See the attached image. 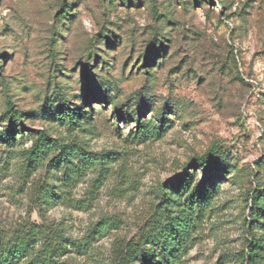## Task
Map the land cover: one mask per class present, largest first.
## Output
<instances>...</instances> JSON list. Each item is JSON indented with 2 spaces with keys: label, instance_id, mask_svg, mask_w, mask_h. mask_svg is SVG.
I'll return each instance as SVG.
<instances>
[{
  "label": "rangeland",
  "instance_id": "rangeland-1",
  "mask_svg": "<svg viewBox=\"0 0 264 264\" xmlns=\"http://www.w3.org/2000/svg\"><path fill=\"white\" fill-rule=\"evenodd\" d=\"M225 1L0 0V129L10 106L24 116L18 146L0 141V232L40 222L39 185L58 184L47 164L26 168L34 130L114 158L62 187L67 202L45 207L78 241L108 225L91 253H68L65 264H115V249L154 219L160 186L185 168L200 182L204 169L190 163L217 145L225 176L181 264H240L248 193L264 191V0ZM59 94L89 113L75 136L42 116ZM115 103L155 122L165 113L172 126L133 140L135 118H120Z\"/></svg>",
  "mask_w": 264,
  "mask_h": 264
},
{
  "label": "trees",
  "instance_id": "trees-1",
  "mask_svg": "<svg viewBox=\"0 0 264 264\" xmlns=\"http://www.w3.org/2000/svg\"><path fill=\"white\" fill-rule=\"evenodd\" d=\"M218 3L222 8H227L225 0H218ZM155 58L149 54L144 56L145 65L148 64L147 73ZM108 98L105 96L103 101ZM56 99L57 104L47 103L43 118L64 129L70 136H75L88 120L89 113L84 107H70L60 94ZM115 106L120 118H135V129L132 127L130 132L133 140L147 142L162 136L172 126V121L165 113L159 114L155 122L143 119L141 111L136 113L128 109L127 105L126 109L117 104ZM6 116L9 125L0 129V141L14 150L19 142L16 137L20 134L19 123L24 116L12 106ZM219 151L220 147L214 145L190 163L204 169V178L200 182H196L195 173L185 168L175 179L160 186L161 205H158L154 219L142 236L115 249V264H181L183 253L193 240L194 229L209 210L220 188L218 183L225 176L222 170L225 162ZM22 156L27 169L37 170L47 164L54 171L58 184L45 182L39 185L36 204L40 222L29 219L11 234L0 232V264H65L61 258L68 253H91L94 241L107 230V224H96L84 240L78 241L67 235L61 223L49 221L44 212L45 207L67 202L66 191L62 187L72 184L96 164L106 168L108 160L114 159L111 153L89 151L78 139L53 137L48 130L37 129L34 130L31 145L23 147ZM248 200L251 202L248 205L251 223L245 221V225L250 238L239 254L233 256L240 264H264V191H250Z\"/></svg>",
  "mask_w": 264,
  "mask_h": 264
}]
</instances>
